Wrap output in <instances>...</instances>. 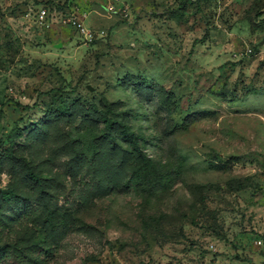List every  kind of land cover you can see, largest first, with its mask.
<instances>
[{
  "label": "rangeland",
  "instance_id": "374dc122",
  "mask_svg": "<svg viewBox=\"0 0 264 264\" xmlns=\"http://www.w3.org/2000/svg\"><path fill=\"white\" fill-rule=\"evenodd\" d=\"M18 239L1 264H264V0H0Z\"/></svg>",
  "mask_w": 264,
  "mask_h": 264
},
{
  "label": "trees",
  "instance_id": "16d2710c",
  "mask_svg": "<svg viewBox=\"0 0 264 264\" xmlns=\"http://www.w3.org/2000/svg\"><path fill=\"white\" fill-rule=\"evenodd\" d=\"M129 81H133V82H138V83H144L143 80H139V78H130ZM106 121V119H104ZM142 165L146 168H150V164L149 162L143 158L142 160ZM1 196L4 200H9L11 197L14 196L13 192H2ZM33 220L35 219L34 216L32 218ZM9 220H6V226L8 224ZM22 245H24V240L22 239H18L15 243H13L14 248H8L5 244H1L0 242V264H1V260L4 257L5 254H7V252L9 250H12V252H16L17 249H19V247H21ZM20 251H23V253H25V257H27V259H23V260H19L18 264H43V260H40L35 252L36 250L32 249L31 247H23L21 248Z\"/></svg>",
  "mask_w": 264,
  "mask_h": 264
},
{
  "label": "built area",
  "instance_id": "2783aa9c",
  "mask_svg": "<svg viewBox=\"0 0 264 264\" xmlns=\"http://www.w3.org/2000/svg\"><path fill=\"white\" fill-rule=\"evenodd\" d=\"M49 17V14L47 13V11L44 8H41L38 10V18L39 21H45L47 18ZM78 26H80V24H77Z\"/></svg>",
  "mask_w": 264,
  "mask_h": 264
}]
</instances>
